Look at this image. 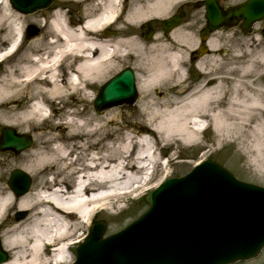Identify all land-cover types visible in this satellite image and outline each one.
Returning a JSON list of instances; mask_svg holds the SVG:
<instances>
[{"label": "bare ground", "instance_id": "1", "mask_svg": "<svg viewBox=\"0 0 264 264\" xmlns=\"http://www.w3.org/2000/svg\"><path fill=\"white\" fill-rule=\"evenodd\" d=\"M185 1L137 0L124 14L120 0H57L32 17L0 0V123L35 138L12 162L0 158L1 242L9 256L0 264H71V250L85 240L97 211L153 183L164 154L157 144L193 143L205 124L221 143L239 144L264 175V20L230 59L221 58L220 36L238 29L211 31L200 42L211 58H193L202 73L191 87L185 66L197 52V13L169 32L158 30L149 46L137 35L145 19L164 17ZM74 4L83 13L68 19L64 8ZM32 22L43 32L28 36ZM114 25L119 31L106 35ZM130 56L143 59L144 73L137 75L141 96L130 114L136 119L124 130L118 122L124 111L98 113L91 101ZM163 90L172 95H154ZM10 166L36 178L23 196L8 184ZM23 210L24 217L14 218Z\"/></svg>", "mask_w": 264, "mask_h": 264}, {"label": "water", "instance_id": "2", "mask_svg": "<svg viewBox=\"0 0 264 264\" xmlns=\"http://www.w3.org/2000/svg\"><path fill=\"white\" fill-rule=\"evenodd\" d=\"M21 11L47 8L54 0H11ZM209 26L235 25L244 18L249 28L264 18V0H247L235 11L218 12L208 2ZM179 16L163 20L168 31ZM147 38L153 32L151 23ZM29 34L36 29L29 28ZM138 97L135 76L127 67L100 89L97 110L128 103ZM32 145L28 135L4 127L0 150L19 153ZM31 178L20 169L10 185L17 195L27 192ZM148 209L135 221L103 239L105 222L95 223L89 239L77 251L74 264H229L256 257L264 247V187L244 182L216 162L208 161L183 177L168 178L147 195ZM25 212L17 213V218ZM8 259L0 240V263ZM264 264V263H263Z\"/></svg>", "mask_w": 264, "mask_h": 264}, {"label": "rangeland", "instance_id": "3", "mask_svg": "<svg viewBox=\"0 0 264 264\" xmlns=\"http://www.w3.org/2000/svg\"><path fill=\"white\" fill-rule=\"evenodd\" d=\"M55 1H57V0H54V2ZM136 1L137 0H130V2H129L130 7ZM54 2L46 10H41V11H48V10L53 9L54 8V5H53ZM234 2L237 3L240 1H234ZM64 9L67 12V18L68 19H70V17H71L69 12L72 13L73 19H76L80 14L83 13V9L79 4L70 5V7H66ZM41 11H38V12H35L32 14H24V15H29V16L33 17L35 14H37ZM191 17H193V16H190L189 18H191ZM162 18H164V17H161V18L150 17L148 19H145L140 24L139 28L137 29V31H138L137 35L139 36L141 42L143 44H146V46H149L151 44V41L153 40L152 39V40L148 41L145 39L146 27L144 25L146 24V21L151 20L154 22V25H155ZM47 20H49V17H41V21L44 24H45V22H47ZM199 20L201 21V25H202L204 22L203 13L200 16ZM31 24H34L38 27V29H39L38 34L43 32L44 28H42L40 24L38 25L36 22H32V23H30V25ZM123 25L124 24H122V27H123ZM156 26L158 27L159 24H156ZM142 27L144 30L142 29ZM198 27H199V29L201 28L200 25ZM157 29H160V28H157ZM250 30H248V32H246V33H242L241 35L236 34V32H238L239 30L235 31V33L232 32L230 34H222L220 36L221 37V40H220L221 58L230 59L232 57V55L235 54V51L240 47V46L238 47L239 44H241V45L244 44L243 45L244 47L247 46L246 44H248L247 39H248V34L250 33ZM262 30H263V27L260 29L261 35H263ZM118 31L119 30L115 28V33H117ZM171 41L172 42H170V43H172L173 45L177 44L173 39H171ZM154 42H157V39H155ZM166 42H168V41H166ZM194 44L195 43H193V42L189 43V45H192L193 47H194ZM183 49L187 50V48L184 46H183ZM194 50L195 49H193L190 52L188 51L187 56L189 57L190 54ZM206 52H204L203 54H198V56H199V58L205 59L206 62H209L208 59H210L211 56L208 55ZM197 59H198V57H197ZM141 62H143V59L137 58V57L133 58L132 56H130V57L124 59L123 61H121L120 65H119V69L116 70L110 77H112L113 75L118 73L120 70L126 68L127 66L132 67V69L136 72V77H137L138 73H140V74L144 73V69L141 67V64H140ZM196 63H197V61H196ZM196 63L192 57L191 66H185V68H186L185 69V72H186L185 75L187 77H189L187 80V84H189L191 87H193V85L201 79L200 77H201L202 72L200 71V69L198 68ZM99 88H100V86L97 87V89L95 91L96 94L99 92ZM137 91H138V99H137V101L133 107L125 104V105H119V106L111 107V108H108V109H105V110L99 112L96 110V108L93 105V101H94L96 95L94 96L93 100L91 101V105L94 108V111H96L98 113H108L110 111L117 112L119 109L122 112L124 111V115L118 119V122L121 126H124V130H128L129 125L131 124V121H135V119H136V118L135 119L133 118L134 116L131 117L130 114L132 113V115H133V113L136 111L137 104H138V102L140 100V96H141V93L139 92V89H138V84H137ZM154 95L156 97L166 99L167 97H169L172 94H171L170 90H163L161 92L155 91ZM126 113H127V115H126ZM1 126L2 125L0 123V128H1ZM198 131L199 132H198L196 140H194V142L190 143V144L177 143V144H175V146H172L170 148H165L164 142L157 144L156 147H158V153L160 152L161 149H163L164 154H163V159H162L163 163H161L160 166L155 170V174H154V180L155 181L161 180L162 178H164L166 173L168 174V176H170V175L171 176L183 175V174L187 173L188 171H190L192 169L193 165L198 160L209 156L211 159H213V160L219 162L220 164L224 165L225 167H227L229 170H231L240 179H243V180L264 186V175H262L259 171L255 170V166H253L251 164L249 156L247 154H245V152L242 151L239 144H237L233 140L232 141L226 140L223 143H221L220 142V136L217 133V131L214 129L213 125H208V127L204 131H201V129H199ZM147 135H148V138L152 142L156 141L155 136L153 134L148 133ZM158 136L161 137L160 135H158ZM32 139H33V145H32V147H33L35 145V138L33 135H32ZM153 144H155V143H153ZM22 153L16 154L13 151L0 152V158L4 157L6 155L10 156V158H8L7 161H5V163H9V162H12L13 158L20 156ZM172 157H173V159H172ZM13 166H15V165H13ZM14 168H16V167L10 166L8 168V171H7L8 179L10 178L11 172ZM31 177H32V187H33L35 184L36 178L34 175H31ZM32 187H31V189H32ZM147 192L142 193V195H140L137 199H131L130 195L128 194L127 196H125L119 200V201L122 200V202L120 204L116 203L115 207L110 208L106 212L100 211L97 214V216L95 217V221L103 220L107 224L104 236H108V235L120 230L121 228H123L124 226L129 224L131 221L136 219L139 215H141L145 211L148 204L145 201L144 196ZM15 217L16 216H14V218ZM89 230H90V228H89ZM88 231H87V233H88ZM0 238L2 241V231L1 230H0ZM76 248L71 250L72 258L74 260H75ZM263 260H264V253L262 254V256L254 259V260L238 261V262H234L231 264H261V262Z\"/></svg>", "mask_w": 264, "mask_h": 264}, {"label": "flooded vegetation", "instance_id": "4", "mask_svg": "<svg viewBox=\"0 0 264 264\" xmlns=\"http://www.w3.org/2000/svg\"><path fill=\"white\" fill-rule=\"evenodd\" d=\"M218 7H221V9L225 12L229 10L230 7L234 6L236 2L233 0H214ZM206 10H207V4L206 0H187L185 2H179L175 4L174 8L168 13V15L172 14H182L183 13V19L182 22L184 21L185 23L188 22L191 18L190 16H194L196 13V16L200 18L203 13V15H206ZM201 26L200 30V35L207 36L211 33V31L207 28L206 26V21L201 25V21L199 20V23L197 26ZM242 26L239 24L236 29L241 30ZM204 44V43H203ZM196 56V53H194ZM197 57V56H196Z\"/></svg>", "mask_w": 264, "mask_h": 264}]
</instances>
